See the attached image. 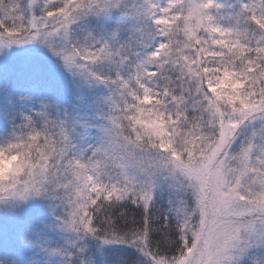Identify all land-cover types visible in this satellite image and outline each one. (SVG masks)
Wrapping results in <instances>:
<instances>
[{"label": "snow or ice", "instance_id": "obj_1", "mask_svg": "<svg viewBox=\"0 0 264 264\" xmlns=\"http://www.w3.org/2000/svg\"><path fill=\"white\" fill-rule=\"evenodd\" d=\"M0 264H264V0H0Z\"/></svg>", "mask_w": 264, "mask_h": 264}]
</instances>
